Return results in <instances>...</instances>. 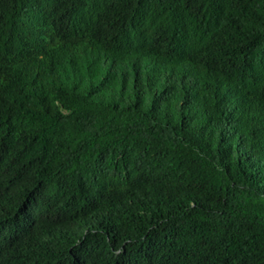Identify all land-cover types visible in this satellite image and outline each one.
I'll return each mask as SVG.
<instances>
[{
	"label": "trees",
	"instance_id": "1",
	"mask_svg": "<svg viewBox=\"0 0 264 264\" xmlns=\"http://www.w3.org/2000/svg\"><path fill=\"white\" fill-rule=\"evenodd\" d=\"M65 5L55 33L36 32ZM77 19L88 52L72 42ZM93 19L177 34L202 76L211 59L234 66L223 69L252 85H238L234 105L251 113L245 131L211 111L209 75L195 88L142 76L132 43L107 48ZM4 23L0 175L18 173L0 176V200L15 215L27 206L42 228L56 215L41 233H8L26 241L7 238L15 264L44 239L55 242L38 264H81L77 252L88 264H264V0H0ZM10 37L17 47L3 49Z\"/></svg>",
	"mask_w": 264,
	"mask_h": 264
},
{
	"label": "clouds",
	"instance_id": "2",
	"mask_svg": "<svg viewBox=\"0 0 264 264\" xmlns=\"http://www.w3.org/2000/svg\"><path fill=\"white\" fill-rule=\"evenodd\" d=\"M68 5H65L63 8L60 6L55 9L49 10L45 19L40 18L36 26V32L42 33L47 36H51L55 33L58 25H59V15H63L66 12V8ZM17 16L19 14L15 13ZM149 23L154 24L151 17L147 20ZM75 26H77L80 30V33L75 36L69 30V32L73 36L72 42L77 44L83 48L86 52L89 49V38L87 36L81 35V30L85 27L82 22L77 19L71 21ZM125 25H128L123 32L120 30L119 25L112 27H104L100 26L97 21L93 19L91 26L96 27V30L107 35V48L112 43L113 45H117L118 47H122L123 40H129L133 45V50H131V56L129 59H133L137 71L142 75L149 79L161 80L165 82H173V83H187V87L195 88L199 84L204 82V79L207 75L208 77L205 80V91L210 93L213 97V101L210 104L211 111L213 114L223 121L229 120L233 121L231 128L235 126H240L241 130L245 129L242 127H246L249 125L250 111L246 117L242 116V107L239 106V109H236L234 105H240L242 102V97L237 89L238 85H243L246 88H251V84L247 82V79L237 71L224 70V68L229 67L235 69L234 66H230V64L221 60L214 61L211 59L209 65L207 67V72L204 76L201 75V69L204 65L201 60L193 58L189 56L184 49H180V45L174 46L173 40L176 38L177 34L172 38H167L161 35V30L157 29L155 32H144L141 30V24L138 22V28H134L133 31H130L129 26H131L127 21H123ZM6 23L0 25V32L5 27ZM132 27V26H131ZM119 35L120 39H116L115 37ZM44 39L40 40L41 42ZM22 45V44H20ZM12 47H17L16 39L10 37L3 43V49H8ZM103 48L99 50L100 53L103 52ZM19 57V55H18ZM221 63V64H220ZM151 69L157 71L155 76H153V72ZM214 80L217 83V87H212L211 83ZM143 83L139 80L138 85H142ZM248 105H251L249 101ZM257 118L264 116V108H260L259 111L255 114ZM239 117L240 122L235 120L234 118ZM234 119V120H233ZM17 171L1 174L2 178H5L10 175L17 174ZM56 215L51 212V218L47 221V226L45 228L39 227L37 221L35 220V216L33 212H30L27 206H25L23 215L17 213L16 215L13 211L7 209L6 205L3 201L0 200V264H15V262L10 258L13 249L7 251L4 249L7 238H11L15 242L16 247L22 246L26 241L18 242V238L15 235H8L9 232L13 231L18 225H24L27 234H30V228L33 233H41L45 231L55 220ZM42 243L41 249L37 256L33 257L28 263L25 264H38V262L43 263V256L48 251L49 247L54 244L55 241L49 240H41ZM59 258H63L65 261L69 259L68 251L73 250L71 247L66 249H61ZM74 252H77L74 250ZM78 260L81 264H88L87 258L84 256V252L82 256H79L77 252ZM37 260V261H34ZM54 261V260H53Z\"/></svg>",
	"mask_w": 264,
	"mask_h": 264
}]
</instances>
